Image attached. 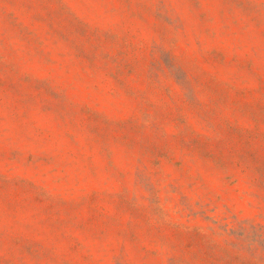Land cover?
Instances as JSON below:
<instances>
[{
	"label": "rangeland",
	"instance_id": "1",
	"mask_svg": "<svg viewBox=\"0 0 264 264\" xmlns=\"http://www.w3.org/2000/svg\"><path fill=\"white\" fill-rule=\"evenodd\" d=\"M0 264H264V0H0Z\"/></svg>",
	"mask_w": 264,
	"mask_h": 264
}]
</instances>
